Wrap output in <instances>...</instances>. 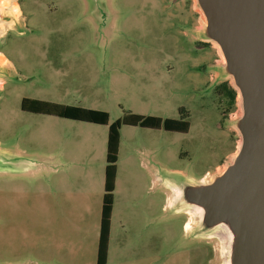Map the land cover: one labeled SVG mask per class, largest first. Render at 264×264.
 <instances>
[{
    "label": "rangeland",
    "instance_id": "rangeland-1",
    "mask_svg": "<svg viewBox=\"0 0 264 264\" xmlns=\"http://www.w3.org/2000/svg\"><path fill=\"white\" fill-rule=\"evenodd\" d=\"M204 22L196 0H0V148L17 155L0 174V264H96L108 125L23 111L22 97L104 110L108 123L185 109L186 133L120 127L108 264H229L223 225L202 231L160 178L210 179L239 143L237 88ZM214 58V82L236 92L228 124L207 82Z\"/></svg>",
    "mask_w": 264,
    "mask_h": 264
},
{
    "label": "water",
    "instance_id": "water-1",
    "mask_svg": "<svg viewBox=\"0 0 264 264\" xmlns=\"http://www.w3.org/2000/svg\"><path fill=\"white\" fill-rule=\"evenodd\" d=\"M204 35L218 46L240 99V136L232 160L203 184L161 180L177 202L198 209L199 228L223 225L229 264H264V0H196ZM104 4V3H100Z\"/></svg>",
    "mask_w": 264,
    "mask_h": 264
},
{
    "label": "trees",
    "instance_id": "trees-1",
    "mask_svg": "<svg viewBox=\"0 0 264 264\" xmlns=\"http://www.w3.org/2000/svg\"><path fill=\"white\" fill-rule=\"evenodd\" d=\"M224 92L229 99V103L231 105L230 109H232L234 107L235 91L232 89H227L224 90ZM20 109L33 113L47 114L95 124L108 125L105 150L103 195L96 252V264H106L108 239L110 233V219L113 204V191L115 187L116 161L118 158V148L120 141V127L123 124H129L133 126L160 129L161 127L165 126L166 122H168V119L151 115L131 113L127 117L117 118L113 122L108 123L109 116L104 110L66 105L31 97L21 98ZM182 125V131L186 132L189 127V122L184 121L182 122Z\"/></svg>",
    "mask_w": 264,
    "mask_h": 264
},
{
    "label": "flooded vegetation",
    "instance_id": "flooded-vegetation-1",
    "mask_svg": "<svg viewBox=\"0 0 264 264\" xmlns=\"http://www.w3.org/2000/svg\"><path fill=\"white\" fill-rule=\"evenodd\" d=\"M170 1L174 2L177 0H170ZM170 6L173 7V6H175V4L173 3ZM180 7L182 9L183 8H186V9L189 8L191 10L193 9L191 11L192 13H191L190 17H187V18H190L189 19L190 21L187 23L188 19H185L186 29L189 30L192 28H194V29L198 28L200 26L199 18L201 17L198 15L199 11H195L193 6L189 5V4L188 5L184 4V5H181ZM181 11H183V10H179V12H181ZM192 19H193V21H192ZM192 38L194 40H196L198 44H204L205 45L206 41H204L198 37H192ZM212 61L216 62L217 59L214 58L211 61H208L206 63L208 69L210 67L209 70L211 71V73L209 72L210 74L208 73V75H207V82H208V84H209V82L213 83V86H214L213 90L217 94V96L219 97L218 107H219L220 115H221L222 119L226 121V124H228L229 123L228 118L231 116L230 113L232 112L234 107L232 109H230L231 105L229 103V99H228L226 93L224 92V90H227V89L234 90V89L231 88L226 82H221V83L214 82L216 80L213 77L212 72L214 71L215 63H212ZM235 97H236V92H235ZM234 105H235V99H234ZM151 116H155V115H151ZM157 117H161V116H157ZM188 117L189 116H188L187 111L183 108H180L178 110V114L176 117H161L163 119H168V122H166L165 126L161 127L160 129H163L164 131L169 132V133H172V132L186 133L188 131L189 127L186 130V132H183L182 131V129H183L182 122L188 121ZM189 126H190V123H189ZM146 128H149V127H146ZM151 129H156V128H151ZM234 147H235V149H233L230 153L235 154L237 145H234ZM16 156L17 155H15L13 152H11V151L3 148V147L0 148V174H6L7 172H14L17 169V157ZM227 162L228 161H226V158H225V160L219 165H224L223 168H225V166L228 164ZM168 174H169V177L171 178V180L175 183L189 182V183H193V184H203V183L209 182L213 178V175H212V178L206 179L205 176H206V174H209V172H205L203 175H201L198 178H195L193 176H190L188 174H185L181 171H176V170L170 171ZM164 186L168 190L172 189L167 184ZM186 213H187V210L184 211V214H186ZM184 224H185V222L183 220L182 226H184Z\"/></svg>",
    "mask_w": 264,
    "mask_h": 264
},
{
    "label": "crops",
    "instance_id": "crops-1",
    "mask_svg": "<svg viewBox=\"0 0 264 264\" xmlns=\"http://www.w3.org/2000/svg\"><path fill=\"white\" fill-rule=\"evenodd\" d=\"M7 58V57H6ZM7 60H8V58H7ZM9 61V60H8ZM2 86V85H1ZM0 86V87H1ZM106 140H107V135H106ZM105 150H106V147H105ZM234 154L233 153H228L227 154V158H226V161L229 159V158H231L232 156H233ZM220 168V165H217L216 166V169H219ZM104 169H105V166H104ZM103 183H104V177H103ZM102 195H103V193H102ZM113 207V206H112ZM163 207H166L167 208V199H165V203H164V205H163ZM100 223V222H99ZM182 228H183V231H184V229H186L185 228V225H184V227L182 226ZM110 229H111V221H110ZM98 235H99V230H98ZM110 235V234H109ZM109 240V239H108ZM97 243H98V238H97ZM139 260V259H138ZM138 260H136V261H133L132 262V264H144L143 262H141L140 260L138 261ZM108 261H109V244H108V248H107V260H106V264H108Z\"/></svg>",
    "mask_w": 264,
    "mask_h": 264
},
{
    "label": "bare ground",
    "instance_id": "bare-ground-1",
    "mask_svg": "<svg viewBox=\"0 0 264 264\" xmlns=\"http://www.w3.org/2000/svg\"><path fill=\"white\" fill-rule=\"evenodd\" d=\"M3 33H4V26H3V25H2V26L0 25V36H1ZM212 45H213V47L217 48V45H216L215 43L212 42ZM0 58L4 60V62H3L4 64L7 63L8 60H7L4 56H2V54H0ZM237 98H238V101L240 102L239 96H238ZM238 144H239V143H238ZM237 146H238V145H237ZM197 210H198V209H197ZM186 227H189V223H188V222L186 223ZM224 232H225L226 238L228 239V236H229V235L227 234L226 230H225Z\"/></svg>",
    "mask_w": 264,
    "mask_h": 264
}]
</instances>
